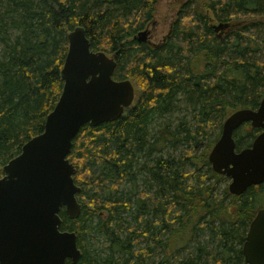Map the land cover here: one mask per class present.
<instances>
[{"label":"trees","instance_id":"1","mask_svg":"<svg viewBox=\"0 0 264 264\" xmlns=\"http://www.w3.org/2000/svg\"><path fill=\"white\" fill-rule=\"evenodd\" d=\"M157 3L0 0V173L42 133L62 91L67 34L80 26L137 96L119 119L86 124L73 139L82 210L60 218L62 231L76 233L77 264H246L264 182L231 195L208 154L224 120L264 97V0H179L163 39L140 42ZM175 114L183 116L172 127ZM260 132L242 124L236 151Z\"/></svg>","mask_w":264,"mask_h":264},{"label":"water","instance_id":"2","mask_svg":"<svg viewBox=\"0 0 264 264\" xmlns=\"http://www.w3.org/2000/svg\"><path fill=\"white\" fill-rule=\"evenodd\" d=\"M148 32L136 38L146 41ZM68 48L60 71L61 94L47 115L42 133L21 147L2 168L0 177V264H77L82 252L74 232L61 230L60 212L69 219L81 214L75 165L69 159L81 127L119 119L135 100V87L113 79L114 55L93 51L85 29L67 34ZM261 132L250 147L236 151L234 131L244 123ZM208 161L228 178V191L239 196L264 182V97L256 110L228 116ZM246 264H264V208L257 210L246 232Z\"/></svg>","mask_w":264,"mask_h":264},{"label":"rangeland","instance_id":"3","mask_svg":"<svg viewBox=\"0 0 264 264\" xmlns=\"http://www.w3.org/2000/svg\"><path fill=\"white\" fill-rule=\"evenodd\" d=\"M197 2L201 0H195ZM179 0H158L157 6H156V12L154 16V20L152 23H149L146 28L143 31L148 32V35L146 37V41L150 44H156L160 42L165 34L167 33L169 29V25L171 21L174 19V14L177 10ZM137 96V90L135 88V99ZM183 114H175L170 117L172 121V127H175L179 122ZM164 118L161 119L159 122H164ZM167 120V119H166ZM157 126V123H155ZM179 150H177L178 152ZM167 154L175 153L173 151V148H167L166 149ZM228 183H225L228 186ZM224 185L221 186L223 188ZM143 188L140 187L139 190H142ZM160 258L159 254L154 253L153 254V260L157 261Z\"/></svg>","mask_w":264,"mask_h":264},{"label":"flooded vegetation","instance_id":"4","mask_svg":"<svg viewBox=\"0 0 264 264\" xmlns=\"http://www.w3.org/2000/svg\"><path fill=\"white\" fill-rule=\"evenodd\" d=\"M150 44V43H149ZM2 176V173H0V177Z\"/></svg>","mask_w":264,"mask_h":264}]
</instances>
